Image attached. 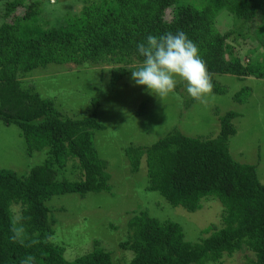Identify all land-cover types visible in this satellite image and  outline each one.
Masks as SVG:
<instances>
[{
  "label": "trees",
  "instance_id": "1",
  "mask_svg": "<svg viewBox=\"0 0 264 264\" xmlns=\"http://www.w3.org/2000/svg\"><path fill=\"white\" fill-rule=\"evenodd\" d=\"M4 6L0 122L20 130L29 155L47 150V160L24 175L0 169V264H114L99 243L92 253L65 260L64 246L50 241L55 231L47 207L50 199L64 194L83 199L110 192L106 162L93 143L94 132L104 127L95 114L83 119L61 114L52 101L25 90L23 79L51 64H91L111 67L108 85L114 89L142 62L137 42L179 30L197 45L211 76V92L222 95L226 88L218 76L264 80V0H83L77 14L68 13L49 28L42 23L41 1L10 0ZM229 18L237 25L221 34L216 25ZM246 34L255 43L242 59L234 43ZM250 94V88H242L233 100L243 104ZM238 116L230 111L220 117L214 139L173 130L150 146L124 150L130 174L138 172L143 160L147 188L173 208L193 213L211 200L223 207L222 227L207 226L202 230L207 237L197 242L186 241L175 222L145 211L133 215L128 239L118 245L133 253L127 264H223L225 256L242 251L253 256L247 264H264V184L256 166L235 161L227 146ZM71 160L78 162L81 178L59 180V171Z\"/></svg>",
  "mask_w": 264,
  "mask_h": 264
},
{
  "label": "rangeland",
  "instance_id": "2",
  "mask_svg": "<svg viewBox=\"0 0 264 264\" xmlns=\"http://www.w3.org/2000/svg\"><path fill=\"white\" fill-rule=\"evenodd\" d=\"M7 1L10 0H0V18ZM38 1L43 4L41 19L42 23L46 21V28L57 26L68 13L77 14L83 6V0ZM17 13L21 15L22 11ZM230 24L237 22L224 19L216 28L224 34L232 27ZM251 42L255 43L254 38L246 34L234 43L242 59ZM109 69L91 64H51L22 82L25 90L52 101L61 114L72 119L95 114L96 121L104 127L94 132L93 143L106 162L110 192L87 194L83 199L64 194L47 203L55 231L50 241L64 246V258L70 262L92 253L99 243L102 250L111 254L114 264H127L133 253L118 245L128 239V220L143 211L158 220L179 224L188 242L206 238L208 234H202V230L207 226L223 225V207L215 200L202 202V208L191 213L181 207L173 208L158 192L149 190L143 160L138 172L130 174L124 151L127 147L150 146L173 130L191 138L214 139L219 134V118L231 111L239 116L232 121L235 134L227 143L229 154L240 164L255 165L259 181L264 184V80L218 76V83L225 86L226 92H210L194 100L184 92L180 81L173 93L149 95L133 85L131 73L111 89ZM245 87L250 88L251 94L239 104L233 94ZM142 103L143 111L138 114ZM19 131L14 125L0 122V169L9 168L24 175L47 160V150L29 155ZM81 174L78 162L71 160L59 171L58 179L78 181ZM18 211L14 208L15 217ZM247 258L253 256L242 251L225 256L223 264H247Z\"/></svg>",
  "mask_w": 264,
  "mask_h": 264
},
{
  "label": "clouds",
  "instance_id": "3",
  "mask_svg": "<svg viewBox=\"0 0 264 264\" xmlns=\"http://www.w3.org/2000/svg\"><path fill=\"white\" fill-rule=\"evenodd\" d=\"M136 52L142 62L130 70L131 81L145 93L156 97L168 95L174 92L177 81L183 83L184 92L194 100L211 92L213 85L207 66L197 45L183 31L149 34L136 43Z\"/></svg>",
  "mask_w": 264,
  "mask_h": 264
}]
</instances>
